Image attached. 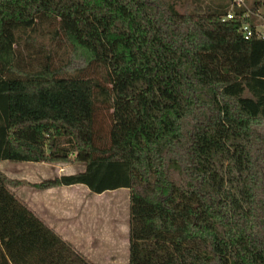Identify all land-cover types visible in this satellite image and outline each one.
Instances as JSON below:
<instances>
[{"label": "trees", "instance_id": "1", "mask_svg": "<svg viewBox=\"0 0 264 264\" xmlns=\"http://www.w3.org/2000/svg\"><path fill=\"white\" fill-rule=\"evenodd\" d=\"M202 1L0 0V160L83 165L38 190L128 188V264H264V38ZM42 18L73 62L23 52ZM24 182L0 171V264H93Z\"/></svg>", "mask_w": 264, "mask_h": 264}, {"label": "rangeland", "instance_id": "2", "mask_svg": "<svg viewBox=\"0 0 264 264\" xmlns=\"http://www.w3.org/2000/svg\"><path fill=\"white\" fill-rule=\"evenodd\" d=\"M164 4L173 3L180 12H189L203 5L202 0H162ZM248 4V24L261 27L263 8L258 11ZM253 5V4H252ZM165 6V5H164ZM263 15V17H260ZM58 20L39 19L33 31L27 37L32 41L29 49L23 50L33 55L41 48L43 53H50L58 65H65L71 60L69 46L61 36H54ZM19 45L24 47L26 38H21ZM73 62V60H71ZM107 103H100V111L108 120L110 111ZM83 170L78 163H41L13 162L0 160V171L8 177L25 181L14 194L26 205L31 204L35 214L50 228L61 231L66 241L93 264H128L129 232V196L128 188H118L92 193L84 185L62 186L51 191L38 190L30 184L62 174H71ZM30 183V184H28Z\"/></svg>", "mask_w": 264, "mask_h": 264}, {"label": "built area", "instance_id": "3", "mask_svg": "<svg viewBox=\"0 0 264 264\" xmlns=\"http://www.w3.org/2000/svg\"><path fill=\"white\" fill-rule=\"evenodd\" d=\"M252 1L253 0H232L229 10L226 13V15L223 17V20L232 18L234 16V9L239 7H243L245 9V12L243 13V17H248V13L251 10L248 9L247 3H251V9H254L255 11L256 10L258 11L259 7H262L263 8L262 12L264 15V6H256L255 4L252 5L253 4ZM263 15H260V17H263ZM241 32L245 39H248L253 35H255L258 38H264V23L262 24V28H261V27H256L254 25H250L248 24V22H244L241 26Z\"/></svg>", "mask_w": 264, "mask_h": 264}, {"label": "crops", "instance_id": "4", "mask_svg": "<svg viewBox=\"0 0 264 264\" xmlns=\"http://www.w3.org/2000/svg\"><path fill=\"white\" fill-rule=\"evenodd\" d=\"M14 162V161H13ZM17 163V162H16ZM43 163H45V162H43ZM54 164H57L58 165V163H54ZM60 176V175H59ZM73 185H83V184H73ZM69 186H72V185H69ZM85 186V185H84ZM60 187H62V186H60ZM86 187V186H85ZM55 188H59V187H54V188H49V189H45V191H51V190H54ZM89 190V189H88ZM32 211L34 210V211H36L35 209H34V206L33 205H31V204H28L27 205ZM33 211V212H34ZM35 213V212H34ZM52 229V228H51ZM56 233H58L63 239L65 238L64 236H62L61 235V231H57V230H55V229H53ZM64 240H66V239H64Z\"/></svg>", "mask_w": 264, "mask_h": 264}]
</instances>
